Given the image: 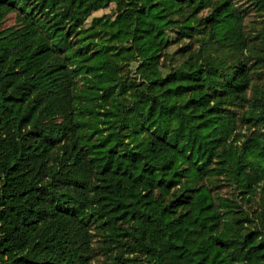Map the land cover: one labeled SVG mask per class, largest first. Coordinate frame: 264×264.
Wrapping results in <instances>:
<instances>
[{"label":"trees","instance_id":"1","mask_svg":"<svg viewBox=\"0 0 264 264\" xmlns=\"http://www.w3.org/2000/svg\"><path fill=\"white\" fill-rule=\"evenodd\" d=\"M263 127L234 0H0V264H264Z\"/></svg>","mask_w":264,"mask_h":264},{"label":"rangeland","instance_id":"2","mask_svg":"<svg viewBox=\"0 0 264 264\" xmlns=\"http://www.w3.org/2000/svg\"><path fill=\"white\" fill-rule=\"evenodd\" d=\"M238 7L244 11L245 14V24L247 25V30L252 36H255L257 32L264 27V15L256 12L252 7V3L254 0H234ZM114 6L110 5L108 8L98 10L92 14L90 18H88L87 23H90L93 17H99L104 14H110L113 10ZM16 23L15 13H10L3 21L1 28H5L8 26H12ZM100 62V60H99ZM133 64H128L125 60H121L119 57H113L109 60V63L105 66V70L112 74L113 76L119 77L129 74ZM256 79V78H255ZM262 81V80H261ZM255 82H258L255 80ZM231 110L234 112L236 116H242L245 111V106H232ZM239 129L243 132H247L248 125L239 121L238 123ZM251 130V129H250ZM262 132H264V127L262 128ZM218 192L222 195L231 197V190L227 186H219ZM264 194L257 196L255 200L250 204V208L252 210L253 217L256 220V224H259L262 229L264 228ZM94 255H93V263L92 264H102L104 262V257L101 252V241H99L98 236H94L93 245H92Z\"/></svg>","mask_w":264,"mask_h":264}]
</instances>
